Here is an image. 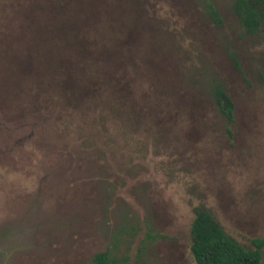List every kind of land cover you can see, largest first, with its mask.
Returning a JSON list of instances; mask_svg holds the SVG:
<instances>
[{"label": "rangeland", "instance_id": "1", "mask_svg": "<svg viewBox=\"0 0 264 264\" xmlns=\"http://www.w3.org/2000/svg\"><path fill=\"white\" fill-rule=\"evenodd\" d=\"M80 23L94 59L127 64L147 120L153 102L176 103L172 143L106 114L100 141L63 126L55 63L82 65ZM211 80L234 102L231 138ZM200 204L240 243L264 239V34L245 33L232 0H0V264H195Z\"/></svg>", "mask_w": 264, "mask_h": 264}, {"label": "trees", "instance_id": "2", "mask_svg": "<svg viewBox=\"0 0 264 264\" xmlns=\"http://www.w3.org/2000/svg\"><path fill=\"white\" fill-rule=\"evenodd\" d=\"M232 10L245 33L264 34V0H232ZM208 13L215 23H220L221 18L214 5H208ZM72 34L71 45L74 47L73 51L78 54L76 63L82 65L73 71L65 66L73 64L70 59L65 63L63 58H59L55 63L58 64L55 66L56 71L58 70V75L62 77L59 87L62 88V84L64 85L62 93L65 94V108L63 109H66L73 119L70 122L65 118L63 126L68 129L73 128V131L77 128L80 135L86 131L93 138L99 139L98 128L102 126L100 122L106 114L107 121H110L112 125H114L113 121L123 119L125 125L132 124L136 128H142L149 142L157 140L159 147L161 144L172 143L174 131L177 132L178 126L181 127V121L177 119L176 103L170 100L168 102L165 97H160L158 103L153 102L152 104L157 110H149L147 120L142 109H139L140 99L131 90L129 81L125 79L126 68H123V65L127 64H108L94 59L92 47L95 42L89 36L90 28L86 23H80L77 31ZM49 62L48 60L47 63ZM52 77L54 78L52 82L56 84L55 75ZM35 78L37 79V74ZM209 82H211L209 93L214 107L224 119V129L231 138V125L235 119L234 102L220 81L211 80ZM46 85L50 86L48 83ZM73 111L78 112V116H74ZM88 111H94L93 115H89ZM60 121H63V117ZM158 121L160 124L167 122L164 132L159 130L161 129L159 123L157 127L151 126L152 123ZM94 145L95 147L98 145V140H95ZM97 148L102 149V146ZM192 214L188 250L195 264H264L261 252L264 246L263 238H253L250 240L251 245L246 246L233 238L212 211L204 205L194 206ZM107 254V252L95 254L94 262L96 264L107 263Z\"/></svg>", "mask_w": 264, "mask_h": 264}]
</instances>
